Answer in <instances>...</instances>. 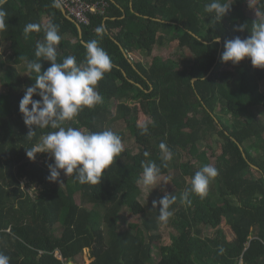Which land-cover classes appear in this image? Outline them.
<instances>
[{"label": "trees", "instance_id": "trees-1", "mask_svg": "<svg viewBox=\"0 0 264 264\" xmlns=\"http://www.w3.org/2000/svg\"><path fill=\"white\" fill-rule=\"evenodd\" d=\"M105 1L103 14H89V23L80 25L81 36L53 0H7L3 6L8 28L0 32V41L9 43L13 64L36 59L35 45L49 22L61 36L58 63L69 55L83 63V43L98 41L112 62L97 86L103 103L84 108L63 126L112 130L124 150L96 186L63 174L57 182L48 181V164L30 161L26 151L53 130L33 126L36 134L29 140L18 111L36 74L22 77L0 60V252L10 257V264H78L76 258L86 248L88 264H264V69L253 68L248 58L236 65L221 61L224 40L250 35L234 26L250 27L264 0H228L231 11L219 22L204 10L210 0ZM29 23L38 24L40 31L25 38ZM101 24L106 30L102 37L95 31ZM215 36L220 43H213ZM165 43L186 48L189 57L154 56L145 63L130 56L133 51L150 55L155 45ZM41 63L42 71L50 66ZM112 100L117 102L114 111ZM141 125L148 126L147 134H141ZM129 139L133 145L125 146ZM161 142L173 156L202 162L194 168L186 159L172 169L175 189L168 194L177 200L167 223L158 219V204L153 208L138 199L143 164L155 162L160 175L169 173ZM203 143L218 175L205 197L190 193L191 203H182L195 172L210 163L198 149ZM21 180L42 190L32 198ZM124 208L133 220L122 214ZM206 226L214 233L205 235ZM163 229L168 236L161 243Z\"/></svg>", "mask_w": 264, "mask_h": 264}, {"label": "clouds", "instance_id": "clouds-1", "mask_svg": "<svg viewBox=\"0 0 264 264\" xmlns=\"http://www.w3.org/2000/svg\"><path fill=\"white\" fill-rule=\"evenodd\" d=\"M53 2L59 7L58 0ZM6 3L7 0H0V32L8 28V14L3 7ZM204 10L212 14L215 22H219L231 11V3L228 0H210ZM254 15L255 19L250 27L247 23L234 26V31L248 30L250 35L243 39L234 36L224 40L222 62L236 65L248 58L253 68L264 69V8H257ZM33 31L39 32L40 26L35 23L25 25V38ZM95 31L102 37L106 31L105 26L101 24ZM60 40L58 26L49 22L43 40L37 41L35 45L36 59L24 58L26 72L36 74L34 83L25 87L18 105L23 123L28 128L27 138L31 140L35 136L33 126L40 130H53L43 134L37 143L27 149L26 156L32 162L38 153L51 156L53 162L47 165L49 175L46 177L50 182H57L63 173L66 177L73 176L81 185L96 186L104 178L105 170L110 168L123 152L121 137L112 130L81 131L63 125L66 121L73 120L84 108L92 109L103 103V96L97 86L104 74L111 71L112 62L105 50L98 45V41L93 39L83 43L86 50L83 63H77L76 57L72 55L66 56L58 63L57 46ZM220 40L219 36H215L213 43L218 44ZM42 60L50 64L43 71ZM34 96L38 99H34ZM140 132L142 135L147 134L148 126L141 125ZM159 149L162 161H170L173 158L171 149L164 142L159 144ZM144 155L148 156L149 153L145 152ZM160 174L161 167L149 161L143 164L138 183L145 187L155 185ZM217 175L218 170L215 167L204 165L191 178V186L182 193L181 202L190 204V193L205 197L210 182ZM176 200L175 195L165 192L158 201H153V208L159 205L158 219L161 222L167 223L172 217L170 207ZM0 264H10V257L3 252H0Z\"/></svg>", "mask_w": 264, "mask_h": 264}, {"label": "rangeland", "instance_id": "rangeland-1", "mask_svg": "<svg viewBox=\"0 0 264 264\" xmlns=\"http://www.w3.org/2000/svg\"><path fill=\"white\" fill-rule=\"evenodd\" d=\"M249 9L250 7L248 5L247 10ZM185 53H187L186 48L180 49L177 47L176 43H173V44L165 43L162 45H155L152 51L150 52V55H148L147 52H141V51L134 52L133 51L131 52L130 56L135 61H143L146 63V62H149L151 58L154 56H158L163 59H167V57H173V58L176 57L178 59H182L183 57H189ZM0 60H2L6 64L13 65L17 73L22 75V77H26L28 75V73L26 72L25 63L13 64L12 52H11L8 42L0 41ZM242 61L244 62L245 60L243 59ZM262 90H264V82H262V85L260 86V91ZM116 107H117L116 100H112L111 106H110L111 110L114 111ZM115 127L117 129L121 128V122L119 120L115 122ZM131 143H132V140L129 139L128 141H126L124 145L129 146L131 145ZM207 146L208 145L206 144L204 145L203 143L200 146H198V149L199 151H202V150L205 151L206 157L210 160L209 165L213 166L214 158L211 155V151ZM186 159L187 158H185L184 155L181 154L179 156H173V158L170 161H167L169 173L165 175L164 174L160 175L155 185L145 187L141 183H139L140 193H139L138 199L142 203V205H152L153 201H158L159 197L162 196L165 192L170 193L175 189V185H173V183L171 182L170 174L172 173V169H174V167H176L177 165L179 166L180 162H186ZM36 160L38 163H42V164H45V163L51 164L53 162L51 156L49 154H44V153H38L36 155ZM187 160L189 161L191 165L194 166V168H199L200 164L202 163L201 160L196 157H190ZM61 173H62V170H61ZM186 179L189 180V178H186ZM21 181H22L23 188L27 191L28 194H30L32 198H35L36 195H38V193L40 192V190H42L41 186H38L35 184L30 185V184H27L24 180H21ZM74 197H75L76 202L80 203L79 192H76ZM87 208H89L88 205H87ZM122 214L126 215L131 220L134 219V217L130 215V212L128 211L127 208L122 209ZM57 229H60V226H57ZM202 231L205 235H211L212 233H214L215 229L211 228L210 226H206L202 228ZM161 236H162L161 243L166 242L167 236H168V230L166 229L161 230ZM157 251H158V246L155 245L153 249L154 260L158 259ZM76 259H77L78 264H88L91 261L89 250L87 248L84 249L82 254L78 255Z\"/></svg>", "mask_w": 264, "mask_h": 264}, {"label": "built area", "instance_id": "built-area-1", "mask_svg": "<svg viewBox=\"0 0 264 264\" xmlns=\"http://www.w3.org/2000/svg\"><path fill=\"white\" fill-rule=\"evenodd\" d=\"M58 3L79 25L88 24L89 14H103L107 7L105 0H58Z\"/></svg>", "mask_w": 264, "mask_h": 264}, {"label": "water", "instance_id": "water-1", "mask_svg": "<svg viewBox=\"0 0 264 264\" xmlns=\"http://www.w3.org/2000/svg\"><path fill=\"white\" fill-rule=\"evenodd\" d=\"M59 7L61 9L62 14L66 18H68L69 20H71L72 22L75 23V25L77 26V29H78V34H79V36H81V27H80V25L71 16L67 15V13L65 12V10L63 9V7L60 4H59ZM194 80H195V78H193L191 81L194 82ZM68 264H73V262L70 261V262H68Z\"/></svg>", "mask_w": 264, "mask_h": 264}, {"label": "crops", "instance_id": "crops-1", "mask_svg": "<svg viewBox=\"0 0 264 264\" xmlns=\"http://www.w3.org/2000/svg\"><path fill=\"white\" fill-rule=\"evenodd\" d=\"M135 52V51H134ZM262 85V83H260V86Z\"/></svg>", "mask_w": 264, "mask_h": 264}]
</instances>
